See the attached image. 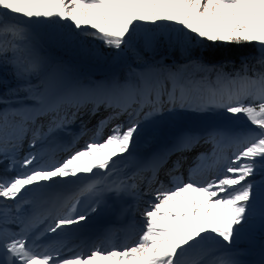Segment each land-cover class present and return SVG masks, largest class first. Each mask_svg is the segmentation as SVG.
<instances>
[{"label":"snow or ice","instance_id":"obj_1","mask_svg":"<svg viewBox=\"0 0 264 264\" xmlns=\"http://www.w3.org/2000/svg\"><path fill=\"white\" fill-rule=\"evenodd\" d=\"M94 42L117 60L137 53L136 65L85 83L49 54ZM161 43L189 59L138 54ZM221 45L258 54L231 70L191 56ZM9 74L15 83L0 92V264H242L237 242L264 226V0H0V86ZM101 107L108 115L94 129L70 132ZM189 114L221 122L189 127ZM161 124L170 142L140 158L139 143ZM129 198L120 208L133 217L128 229L69 244L109 201ZM125 230L136 238L116 243Z\"/></svg>","mask_w":264,"mask_h":264},{"label":"rangeland","instance_id":"obj_2","mask_svg":"<svg viewBox=\"0 0 264 264\" xmlns=\"http://www.w3.org/2000/svg\"><path fill=\"white\" fill-rule=\"evenodd\" d=\"M59 52H64L62 56L59 54H54L53 50H50V55L52 54L53 58L61 63H64L71 70L72 74L82 80L85 83L93 81H104L109 79L113 74H119L122 78L124 73L127 70L128 65L121 66L119 65V60L114 58V54H109L106 50L103 49L102 45L98 43H93L92 45L85 44L81 46H63L58 47ZM66 52V53H65ZM65 54H67L65 56ZM95 54L101 55L103 58H107L111 62L108 67H99L91 66L88 67L87 64L93 58ZM98 61V60H97ZM11 75H7L4 80L3 89H0L1 92H4L7 87L14 85ZM104 111L101 112V117L103 116ZM105 117V115H104ZM103 117V118H104ZM100 120V119H99ZM98 121V120H97ZM110 134L109 130H106V133L103 134L101 139L106 138ZM162 138L158 137V132L154 128L144 139L139 143L137 148V154L139 157H143L145 153H148L157 146V143L161 141ZM207 151V150H206ZM153 197L151 195L143 197V200H149ZM243 245L236 247L235 251L240 252L241 255H237V259L241 262L247 264H264V226L258 221L252 228V230L246 234L243 239H241ZM239 242V241H238Z\"/></svg>","mask_w":264,"mask_h":264},{"label":"trees","instance_id":"obj_3","mask_svg":"<svg viewBox=\"0 0 264 264\" xmlns=\"http://www.w3.org/2000/svg\"><path fill=\"white\" fill-rule=\"evenodd\" d=\"M58 47H53L51 50L55 54L63 55L64 52H59ZM50 54V53H49ZM138 54L148 62L157 61L162 56H168L169 60L164 62L166 64H181L187 62L189 59V54L183 49L177 46H169L167 43H161L154 49L139 48ZM258 54L257 49L254 46H208V48H196L192 51L191 56L193 58H201L206 62H211L215 64H226V70H231L233 65L239 67L240 62L245 57L255 56ZM137 53L129 52L126 56L120 58L122 63H134L136 64ZM94 60H99L98 56L93 57ZM92 59V60H93ZM98 62V61H97ZM231 62V63H227ZM164 127V125L162 126Z\"/></svg>","mask_w":264,"mask_h":264},{"label":"bare ground","instance_id":"obj_4","mask_svg":"<svg viewBox=\"0 0 264 264\" xmlns=\"http://www.w3.org/2000/svg\"><path fill=\"white\" fill-rule=\"evenodd\" d=\"M153 62H155V61H153ZM94 120L95 119L93 117H90L89 119H87V116L81 117V119L77 120L74 124L71 125V127L73 128V131H74V135H77L78 136L79 133L81 132L82 127H84V126H86L88 129H92V125L94 123ZM88 138H89V136H87V135L80 137L79 138V142L75 145V147L78 148ZM67 140H69L67 142V143H69V142H71L72 138L67 139ZM175 157L176 156H173L171 158V160L169 161V163L171 161H173ZM190 159H192V154H189L188 155V162H187V164H185V166L182 169V171L186 170V168H187V166L189 164ZM129 200H130V204L134 203V201L132 199H130V198L128 200H126V201H123V202H113V201H109V208H108V210L106 212L102 213V214H99L98 219L92 220V222H91V224H89V226L90 225H93L98 220H103V219L109 218L111 216L114 217V216H117L118 215V216H120L121 219H123L124 217H129V215H131V214H128V215H125V216H121L120 215V208L122 207V205L127 204ZM241 239H243V237ZM241 239L239 240V242H237L236 247H240V246L243 245ZM237 253L239 255H241L240 252H237ZM242 264H243V262H242ZM244 264H247V263H244Z\"/></svg>","mask_w":264,"mask_h":264}]
</instances>
